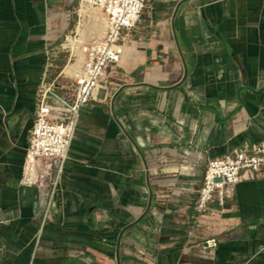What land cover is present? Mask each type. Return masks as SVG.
I'll list each match as a JSON object with an SVG mask.
<instances>
[{"label":"crops","instance_id":"0c3cea01","mask_svg":"<svg viewBox=\"0 0 264 264\" xmlns=\"http://www.w3.org/2000/svg\"><path fill=\"white\" fill-rule=\"evenodd\" d=\"M78 5L0 0V264H264V174L196 209L209 162L264 139V0H147L57 184L54 161L23 184Z\"/></svg>","mask_w":264,"mask_h":264},{"label":"built area","instance_id":"2783aa9c","mask_svg":"<svg viewBox=\"0 0 264 264\" xmlns=\"http://www.w3.org/2000/svg\"><path fill=\"white\" fill-rule=\"evenodd\" d=\"M147 0H79L76 10L78 27L62 44L46 50L44 78L37 91L36 118L22 169L23 184H32L41 161L57 163V180L69 159L83 109L96 100L107 75L121 62L125 44L137 28ZM102 14L106 24L101 37H90L84 22L93 26L88 13ZM59 54L70 61L80 60L71 77L60 74L50 80L48 73ZM264 174V139L246 144L209 162L196 209L203 214L212 204L227 205L228 190ZM213 243V245H212ZM217 247L215 241L209 246Z\"/></svg>","mask_w":264,"mask_h":264},{"label":"rangeland","instance_id":"374dc122","mask_svg":"<svg viewBox=\"0 0 264 264\" xmlns=\"http://www.w3.org/2000/svg\"><path fill=\"white\" fill-rule=\"evenodd\" d=\"M97 16H98V13L96 12L95 14H92V15L89 14L88 17H89L90 19H92V23H93V21H94V22L100 24V22H99L98 20H96V18H98ZM83 24H84L83 30H84V31H85L90 37H96L95 30H93V27L88 26L87 24H85V22H84ZM92 33H94V34H92ZM96 38H97V37H96ZM64 56H66V57H65L66 59L69 58L68 54H64ZM67 61H68V60H67ZM69 63H70V64H69ZM68 64L71 65V66L74 65V64H76V65L73 66V69H74V68H77V67L80 66V60H78V62L76 63V62H74V59H72V61L68 62ZM66 65H67V64H66ZM71 70H72V68H71V69H68V70H67V74L71 75V73H70V72H72Z\"/></svg>","mask_w":264,"mask_h":264},{"label":"bare ground","instance_id":"6f19581e","mask_svg":"<svg viewBox=\"0 0 264 264\" xmlns=\"http://www.w3.org/2000/svg\"><path fill=\"white\" fill-rule=\"evenodd\" d=\"M89 15V14H88ZM92 15V14H91ZM98 18H96V20H98L100 22V24L94 22L93 24V30H95V34H96V37H101L102 34H103V29L105 27V24H106V19L104 18V16L102 14H98L97 16ZM94 34V33H92ZM78 68V67H77ZM76 68V69H77ZM68 69V68H67ZM71 73V72H70Z\"/></svg>","mask_w":264,"mask_h":264},{"label":"water","instance_id":"95a60500","mask_svg":"<svg viewBox=\"0 0 264 264\" xmlns=\"http://www.w3.org/2000/svg\"><path fill=\"white\" fill-rule=\"evenodd\" d=\"M117 260H118V264H121V262H120V255H119V251H117Z\"/></svg>","mask_w":264,"mask_h":264}]
</instances>
